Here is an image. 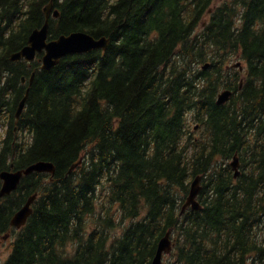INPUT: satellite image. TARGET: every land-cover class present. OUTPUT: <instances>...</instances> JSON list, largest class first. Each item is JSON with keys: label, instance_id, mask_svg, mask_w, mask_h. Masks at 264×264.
<instances>
[{"label": "trees", "instance_id": "1", "mask_svg": "<svg viewBox=\"0 0 264 264\" xmlns=\"http://www.w3.org/2000/svg\"><path fill=\"white\" fill-rule=\"evenodd\" d=\"M51 1L49 38L85 31L108 49L51 70L11 60ZM1 108L0 172L56 166L0 203L3 229L38 193L4 264H152L167 232L164 264H264V0H0ZM197 176L201 208L182 213Z\"/></svg>", "mask_w": 264, "mask_h": 264}, {"label": "water", "instance_id": "2", "mask_svg": "<svg viewBox=\"0 0 264 264\" xmlns=\"http://www.w3.org/2000/svg\"><path fill=\"white\" fill-rule=\"evenodd\" d=\"M46 13V20L41 27L35 28L29 36L28 43L22 47L20 50L13 52L10 56V59L13 61L26 59L28 61H34L37 54L41 53V69L51 70L53 67L58 65L62 58L69 54L75 53H87L91 52L94 49H103L107 50L110 44V38L102 36L100 38L95 37L94 35L85 32V31H74L69 34H61L56 38H49L50 30V17H58L60 12L58 9H54L53 2L51 1L44 8ZM207 63L204 67H207ZM234 66H239L241 69V62H237ZM36 72L34 71L29 79V85L26 89V93L22 100L19 102L16 111V117L19 118L22 111L25 108L26 101L29 96L30 87L32 86L35 80ZM22 81L25 82L26 78L23 77ZM233 94V91L230 89H225L218 94L217 103L224 104L229 101ZM82 159L75 163L70 171L75 169ZM233 169L235 170V176L237 177L240 174V160L236 154L231 162ZM33 172H47L55 174L56 166L52 161L39 160L31 163L26 168L11 171L3 170L0 173V178L3 180L2 187L0 189V197H4L16 190L20 184V181L24 175L31 174ZM202 176H197L193 179L191 183V188L189 195L187 196L185 203L182 207V213L185 212L188 208L198 210L201 208V203L198 199L199 194L202 190L201 184ZM38 193L32 194L28 197L26 203L14 214L11 223L17 227H22L25 225L33 213V204L37 199ZM174 243L172 240L171 232H167L159 241L157 252L152 260V264H163L164 254H170L173 251Z\"/></svg>", "mask_w": 264, "mask_h": 264}, {"label": "flooded vegetation", "instance_id": "3", "mask_svg": "<svg viewBox=\"0 0 264 264\" xmlns=\"http://www.w3.org/2000/svg\"><path fill=\"white\" fill-rule=\"evenodd\" d=\"M25 82H26V81H25ZM25 82H24V83H25ZM0 119H1V121H2V119H6V120H7L5 131H4V132L1 134V136H0V142H1V140L4 139V138L6 137V134H7V131H6V130L10 127V124H9V117H8V112H7L6 109H4V108H1V109H0ZM1 121H0V124H4V123H1ZM15 130H16V128H15ZM21 169H23V168H21ZM4 170L15 171V170H19V169L15 168L14 164L12 163L11 168H9V169H4ZM0 173H1V172H0ZM24 176H25V175H24ZM24 176H23V177H24ZM23 177H22V179H23ZM0 179H1V178H0ZM22 179H21V181H22ZM21 181H20V183H21ZM2 184H3V180L1 179L0 189H1V187H2ZM19 187H20V184H19L18 188H17L16 190H14L12 193H10V194H8V195H5L4 197H0V203H1V202H4V200H6V197H8L9 195L11 196V195L18 194ZM26 201H27V200H26ZM26 201L24 202V204L26 203ZM24 204H21V206H18L17 208H15V210H14L13 214L11 215V217H10L8 223L6 224L5 228L0 229V237H1L4 241H6L7 243H8V241L10 242V240H11V243H10V245H9V246H10L9 248L11 249V252H10L8 258L10 257V255H11V253H12V251H13L14 243H15V241H16V239H17L19 233L21 232L22 228L27 224V223H26V224L23 225L22 227H17V226H15V225H12V223H11V220H12L14 214H15V213H16V212H17V211H18V210H19ZM4 225H5V224H4ZM8 258L3 262V264L8 260Z\"/></svg>", "mask_w": 264, "mask_h": 264}, {"label": "rangeland", "instance_id": "4", "mask_svg": "<svg viewBox=\"0 0 264 264\" xmlns=\"http://www.w3.org/2000/svg\"><path fill=\"white\" fill-rule=\"evenodd\" d=\"M222 1V0H221ZM233 60H231V64L230 65H233L234 63H236L237 61H243L242 59H240V57H233L232 58ZM242 65L244 67V71L246 69V63L245 62H242ZM233 69H238L239 67L236 68V66H232ZM242 71V72H244ZM226 88H223L221 89V91L219 93H221L223 90H225ZM6 122L7 120L6 119H2L1 123H4V124H0V136L1 134L5 131V128H6ZM27 138V136H26ZM29 138V137H28ZM117 216V215H116ZM120 221V220H119ZM129 224V221H126L122 224H119V226L117 228H115L114 230V234H120L123 230V228ZM90 229H93V226L92 224L89 226ZM10 243H11V240L10 242L8 241V243L6 241H4L1 237H0V264H3V262L8 258L10 252H11V249L9 248L10 246ZM73 247V246H72ZM74 248V247H73ZM169 258V255H166L164 257V262Z\"/></svg>", "mask_w": 264, "mask_h": 264}, {"label": "bare ground", "instance_id": "5", "mask_svg": "<svg viewBox=\"0 0 264 264\" xmlns=\"http://www.w3.org/2000/svg\"><path fill=\"white\" fill-rule=\"evenodd\" d=\"M89 33V32H88ZM36 77V76H35Z\"/></svg>", "mask_w": 264, "mask_h": 264}]
</instances>
